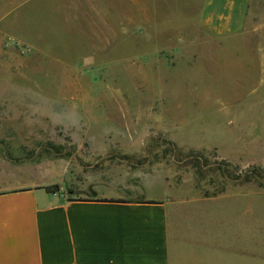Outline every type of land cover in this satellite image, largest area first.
Returning a JSON list of instances; mask_svg holds the SVG:
<instances>
[{
    "label": "rangeland",
    "instance_id": "rangeland-1",
    "mask_svg": "<svg viewBox=\"0 0 264 264\" xmlns=\"http://www.w3.org/2000/svg\"><path fill=\"white\" fill-rule=\"evenodd\" d=\"M203 3L0 0V165L45 146L78 174L105 177L93 191H119L108 185L118 174L137 189L130 195L163 197L166 183L177 195L264 192V123L227 127L213 117L264 93L248 95L246 60L236 59L264 49V0H252L245 30L225 38L203 30ZM255 68L251 83L264 72ZM221 142L236 153L220 154ZM194 154L201 176L189 163Z\"/></svg>",
    "mask_w": 264,
    "mask_h": 264
},
{
    "label": "crops",
    "instance_id": "crops-1",
    "mask_svg": "<svg viewBox=\"0 0 264 264\" xmlns=\"http://www.w3.org/2000/svg\"><path fill=\"white\" fill-rule=\"evenodd\" d=\"M251 2L204 0L203 30L211 38L243 32ZM260 29L258 42L264 46V21ZM260 52L236 56L246 60L242 77L248 95L264 91L259 84L264 72L257 82L251 83L250 75L255 63L264 66V49ZM243 106L242 111H215L214 122L227 127L264 123V116H256L257 109H264V93ZM217 145L222 155L236 153L234 147ZM47 149L0 165V264H264V192L243 188L177 195L164 177L158 184L166 183L169 193L163 197L130 195L137 189L118 174L110 175L108 185L119 191L98 192L93 190L105 177L78 174L67 156ZM53 184L57 191L45 189ZM65 188L75 193L67 197ZM221 217L228 223L222 229Z\"/></svg>",
    "mask_w": 264,
    "mask_h": 264
},
{
    "label": "trees",
    "instance_id": "trees-1",
    "mask_svg": "<svg viewBox=\"0 0 264 264\" xmlns=\"http://www.w3.org/2000/svg\"><path fill=\"white\" fill-rule=\"evenodd\" d=\"M190 159L191 160L189 161V163L191 164L192 169L194 170V173L197 176H201L202 175V171H203L202 167L204 165V161H202V156L194 154V155H191ZM218 170H221L220 166L218 167ZM245 179L248 180L250 178L246 176ZM45 189L47 191H50V192L51 191H57L58 190V185L57 184L49 185V186H46Z\"/></svg>",
    "mask_w": 264,
    "mask_h": 264
}]
</instances>
